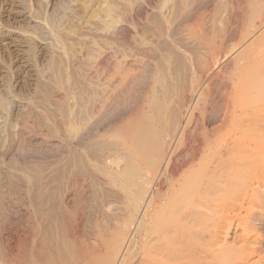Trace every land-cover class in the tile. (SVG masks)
I'll return each instance as SVG.
<instances>
[{
    "label": "bare ground",
    "instance_id": "6f19581e",
    "mask_svg": "<svg viewBox=\"0 0 264 264\" xmlns=\"http://www.w3.org/2000/svg\"><path fill=\"white\" fill-rule=\"evenodd\" d=\"M211 1L183 0L173 23L158 13L151 29L140 27L139 13L125 17L91 52L83 82L61 104L55 146L45 144L57 158L55 186L43 174L38 188L29 179L28 196L31 185L37 192L26 200L27 237L0 247V264H264L252 260L253 244L224 247L210 230L220 196L235 188L237 145L247 151L264 139V122L257 131L250 124L253 102L264 97V0H232L219 28L206 22ZM179 50L189 64L184 77L171 66ZM93 186L103 192L100 205Z\"/></svg>",
    "mask_w": 264,
    "mask_h": 264
},
{
    "label": "rangeland",
    "instance_id": "374dc122",
    "mask_svg": "<svg viewBox=\"0 0 264 264\" xmlns=\"http://www.w3.org/2000/svg\"><path fill=\"white\" fill-rule=\"evenodd\" d=\"M231 2L232 0H212L209 2L208 5L210 7L208 6L206 11L208 12L209 10L210 13L208 12V15L205 14L208 16L206 17L208 19L205 18L206 22L208 24H212L210 22L215 20L213 23L217 25V28H219V22H222L220 20H224L223 18L225 15L227 16V12L231 10ZM148 3H150L151 6ZM181 3L183 4V0H181V2L180 0H0L1 248L8 246V244L13 242L14 239H26L27 237V228L31 223L29 220L30 218L28 219L29 214H27L28 212L26 211L29 206V202L27 201L32 199L36 194L35 192H37L39 185L37 182H34V179L37 178L36 176L43 174L44 176L41 177L43 179L45 178V181L46 179L49 181L52 180L51 182L54 184L51 182L50 184L55 186L56 179L54 180L52 174H55L54 176L57 175V158L50 150L55 146L54 131L58 127L60 118L59 115L62 114L63 109L65 110V108H63L64 106L62 107L61 104L64 103L67 106V103L69 104L70 102L68 92L71 91V86L79 84L78 81L83 82L86 76L85 74H87L86 70L89 68L91 52L99 49V47H103L110 36L114 35L113 33L121 31V29H123L121 27H125V17L127 18L129 16L131 19L136 15V13H139L137 15L141 18L144 16V20H140L143 26L141 25L140 27L143 29L146 26H149L146 24L151 25L152 23L150 26L151 29V27L154 26L153 20L155 17L153 19V16L158 13V15H160L162 12H165V15L167 14V17L171 19L169 20L167 18L169 22L171 21L173 23L174 21H172V19H176L174 16L176 14V16H178L180 9L183 6ZM148 8L149 10H147ZM176 9H178L179 12ZM203 10L205 11V9ZM203 10L199 12L202 13ZM151 11H154V13H151ZM143 12L144 14H146L145 12H148L146 14L148 16L144 15ZM205 15L199 16L205 17ZM129 17L127 19H129ZM145 18L148 19V21ZM210 18L214 19L210 20ZM151 19L153 20L151 21ZM198 25L200 26V24ZM198 25L195 27L198 28ZM202 27L205 28L203 25ZM202 27L200 30L192 28L196 30V33H198V31L200 32L203 30ZM195 32L193 30V33ZM184 33L187 34L186 32H181V35L178 36L183 40V43L186 41L188 42L187 39H184L185 37L187 38V36L185 35L183 37ZM148 34L149 31L146 35L148 36ZM180 36H182V38ZM182 40H178V42H181ZM187 42L184 44L186 47L189 46L191 41L189 43ZM183 43L181 42V44ZM191 46H189L190 48H188V50H191ZM180 53H182V51L175 52V55H173L174 53L172 54V62L176 59L178 61H174L171 66L173 68H179V70L175 68L178 72H181L183 69L186 70L187 65L189 66L186 58L187 56L185 57V52L183 51L182 54ZM182 72L180 73L181 75ZM184 73L186 74L187 71ZM184 73L183 75H185ZM76 82L77 84H75ZM62 98L65 100L64 102ZM258 98H256L255 101L258 100ZM263 98L258 100L260 103L256 104L258 101H254L253 104L255 105L252 104L253 113L251 114L252 118H250V124L252 129H254L253 131L260 130L259 127H262L261 124L264 122ZM257 108L258 112L256 111ZM253 117H255V119ZM253 120L256 123L253 122ZM258 123H260V126L257 130H255ZM263 127L261 128V132L264 130ZM255 142L256 144H254ZM255 142H251L252 144H250V146L252 149L247 150L249 152L245 149L242 150L244 145H240L241 143L237 145L235 154L237 155L236 158L238 160L234 162L236 167L238 165V169L236 168L234 177L233 187L235 188L231 189V195L229 194V191L227 193V191L225 192L222 190V194L223 192L226 194L225 196H220L221 199L219 200H222L221 202L223 203H219L220 205L217 207V212H221L222 214L217 213V216L212 218L213 223L211 222L210 225L213 227L210 230H213L214 232L215 229V233H219L218 239L222 237L219 241L223 240L221 243L225 244L224 247L234 243L233 245L236 244V247L245 246L248 248L251 244H253V246H251L257 250V254L252 256V258L256 257L252 260L254 261L256 259L255 261H258L262 257V260L264 261V156H261L262 154L264 155V139L263 141H260L262 143H257L258 141ZM46 143L51 144L50 147L52 148L50 150V147L48 148V146H45ZM238 146L241 148L238 149ZM239 155L245 158L246 156L247 158L249 156L251 160L245 158L243 159V157L241 158ZM245 160H247V162ZM256 160H259L261 164L257 163L258 161ZM51 164L52 166L50 167ZM55 164L56 166H54ZM45 166L48 169H46ZM243 167L245 169H243ZM251 167L254 170H251ZM251 171L253 173H250ZM245 172L247 175H245ZM245 177L248 178L246 179ZM29 179L32 180V184H37H34L37 188L31 185V189L32 187L34 188L32 190L33 193H31L33 196L30 195L32 198L28 196V193L26 192ZM242 182L246 184L244 185ZM29 183L31 184V181H29ZM249 183L251 184L250 186ZM242 186L243 188L241 189ZM95 187L97 186H93L94 193L93 191L92 193L95 194L93 196L97 200V204L100 205L104 199L103 192L98 187ZM251 187L255 190H251ZM248 193L252 194L250 195ZM228 194L230 196H226ZM91 200L92 199L89 200L90 202H88L85 209L87 212H91V209L94 206V203ZM229 201L232 202L229 203ZM235 203L238 207L235 206ZM238 203L240 204L238 205ZM220 214L221 217L224 215L226 216V218L223 217L226 221L219 217ZM237 215L238 217H236ZM231 216L234 218L232 219ZM215 218L218 219V222ZM221 220L225 221L222 222V225L220 222ZM227 221L229 223H227ZM61 240L62 238L60 239V248L65 245V241ZM227 242H229V244ZM220 248L221 247H219L218 250ZM58 250L61 253L60 249ZM63 251H65V246L62 253L66 252ZM59 252L58 255L60 254ZM58 255H56L55 258ZM57 258L54 260L56 261Z\"/></svg>",
    "mask_w": 264,
    "mask_h": 264
}]
</instances>
